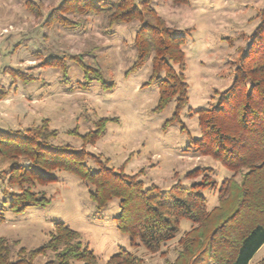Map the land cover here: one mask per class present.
<instances>
[{"label": "rangeland", "instance_id": "rangeland-1", "mask_svg": "<svg viewBox=\"0 0 264 264\" xmlns=\"http://www.w3.org/2000/svg\"><path fill=\"white\" fill-rule=\"evenodd\" d=\"M33 1L41 6L39 16L26 8L25 0H0V130H24L44 121L58 131L51 143L79 149L81 136L104 119L101 136L93 144H83L92 155L106 159L109 167L124 174H136L144 187L155 185L160 191H167L177 181L190 187L202 179H214L216 186L201 193L208 210L217 206V185L232 173L219 161L194 151L191 140L200 132L193 110L215 105L218 93L232 83L241 50L264 16V0H187L184 4L151 0L166 25L184 36L181 49L188 104L175 121H170L175 97L155 110L158 86L149 81L150 59L131 70L138 20L109 26L103 15L66 14L81 23L69 28L45 22L62 0ZM52 57L65 58L66 69L44 62ZM97 68L101 77L95 79ZM15 71L32 79L24 81ZM102 83L109 85L103 87ZM8 165L0 160V169ZM89 165L96 170V165ZM196 168L195 175L186 176ZM46 174L56 180L38 185L36 190L43 191L50 202L22 212L9 208L1 184L4 220L0 221V236L17 242L15 250L37 248L48 239L53 223L62 222L78 231L81 241L93 250L96 264H107L120 249L133 252L147 264H168L177 256L179 237L192 227L189 220L181 219L179 232L161 252L150 253L141 245L132 248L129 236L114 221L118 199L97 210L87 184L78 177L62 170ZM204 255L196 264H204ZM52 256V252L36 256L34 264H43ZM263 257L264 243L249 264Z\"/></svg>", "mask_w": 264, "mask_h": 264}, {"label": "trees", "instance_id": "trees-1", "mask_svg": "<svg viewBox=\"0 0 264 264\" xmlns=\"http://www.w3.org/2000/svg\"><path fill=\"white\" fill-rule=\"evenodd\" d=\"M25 6L31 13L41 15L38 2L25 0ZM66 14L103 15L109 26L138 20L131 70L150 59L149 81L154 80L158 86L155 110L163 109L175 97L170 121L177 120L188 104L181 49L184 36L166 25L151 0H62L45 22L69 28L80 26L79 20ZM44 62L63 71L67 67L62 57ZM81 65L88 74L87 67ZM94 72L95 79L101 77L100 69ZM14 74L24 81L32 79L22 72ZM105 84L109 85L102 86ZM193 113L197 115L200 132L191 140L194 151L219 161L232 173L217 185L218 204L212 210L207 209L201 190L214 188V179H202L190 187L177 181L167 191H160L155 185L144 187L136 174L115 170L106 159L87 151L83 144H93L101 136L104 119L81 136L79 149L51 143L58 131L44 121L24 130H0V160L9 164L0 169V187L5 186L9 208L22 212L30 206L48 204L50 197L36 187L56 180L47 172L62 170L87 184L89 198L97 210L118 199L119 213L114 221L116 228L129 236L132 248L141 245L150 253L161 252L162 246L179 232L180 220L186 219L192 227L179 237L177 256L168 264H196L202 254L204 264H249L264 243V16L241 50L230 86L218 93L215 105ZM89 163L96 165V170ZM197 170L187 172L186 176L195 175ZM3 220L0 211V221ZM15 244L0 236V264H34L36 256L47 252L53 256L43 264H96L93 250L81 241L78 231L62 222L53 223L48 239L37 248L15 250ZM107 264L147 263L133 252L120 249L108 258ZM254 264H264V257Z\"/></svg>", "mask_w": 264, "mask_h": 264}]
</instances>
